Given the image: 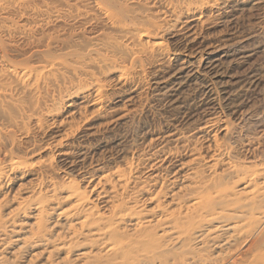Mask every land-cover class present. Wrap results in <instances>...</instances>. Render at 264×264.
<instances>
[{
  "label": "bare ground",
  "instance_id": "1",
  "mask_svg": "<svg viewBox=\"0 0 264 264\" xmlns=\"http://www.w3.org/2000/svg\"><path fill=\"white\" fill-rule=\"evenodd\" d=\"M192 1L43 0L46 9L50 8L48 4L56 2L70 11L67 16L56 15L55 19L61 22L53 26H47L53 18L45 16L49 12L27 15L24 22L29 27L23 42L8 51L0 37V62L5 66H0V125L17 129L18 119L23 120L27 111L36 113L38 100L33 99L23 77H30L37 67L18 68L21 63L37 59V66L44 68L55 58L66 68L67 74L62 73L60 78L69 84L65 86L67 96L96 85L92 100L97 103L102 92L95 72L116 68L121 72L118 77L125 78L127 65L142 66L152 61L158 50L149 45L150 39L170 31L168 17L178 18L183 10L189 15ZM144 38L147 39L143 41ZM67 61L73 65L67 66ZM8 65L14 68L9 69ZM215 123L200 130L194 141L183 135L175 138L184 139L186 144L181 148L193 154L187 164L180 163L174 170L179 183L156 176L152 179L139 176L165 160L170 153L165 145L154 147L143 157L138 154L133 159L132 154L124 164L107 168L96 177L89 191L71 180L56 181L48 169L40 170L38 175L50 180L49 190L39 188L28 197L26 206L22 204L25 200L17 202L19 210L32 207L37 211L28 238L20 236L24 238L21 246L29 239L43 241L48 228L63 216L64 224H70L66 232L59 233L56 229L48 238H66L61 246L70 247L82 237L90 247H108L110 251L101 254L95 249L92 253V248L79 254L81 261L76 264H168L170 261L172 264H264V150L253 153L251 158H242L237 147L244 142L249 144L250 140L243 141V135L227 129L224 142H219L211 128ZM79 128L78 124L72 132ZM13 135L14 132L0 133V187L8 180L6 168L14 170L22 164L17 158H25L41 148L34 141L17 142ZM203 140H207L208 162L201 153ZM97 185L100 190L95 195L104 198L106 213L89 201L88 193ZM58 194L69 200L68 209L61 207L58 213L54 212L47 225L51 217L44 212V203L50 197H59ZM10 196L2 195L0 207L13 199L14 195ZM11 210L3 214L0 209L1 247L13 238L8 231L12 220L7 215ZM77 214H80L75 219L78 228L69 219ZM0 264H12L1 251Z\"/></svg>",
  "mask_w": 264,
  "mask_h": 264
},
{
  "label": "rangeland",
  "instance_id": "2",
  "mask_svg": "<svg viewBox=\"0 0 264 264\" xmlns=\"http://www.w3.org/2000/svg\"><path fill=\"white\" fill-rule=\"evenodd\" d=\"M196 1H192L189 15L183 10L178 18H167L172 25L169 32L150 39L149 45L158 50V56L152 61L142 66L127 65L125 78L118 77L121 72L116 68L95 72L102 92L97 103L92 100L96 85L67 96L65 86L69 84L60 78L62 73L67 74L66 68L55 58L44 68L37 66V59L18 66L37 67L30 77H23L33 99L38 100L36 113L27 111L23 120L18 119L17 129L0 125V133L14 132L17 142L34 141L41 148L25 158H17L22 164L14 170L5 167L8 180L0 187V201L2 195L14 197L0 209L3 214L12 209L7 216L12 220L8 231L13 238L2 247L0 242V249L3 248L0 251L12 264L46 261L76 264L81 261L79 254L93 248L82 237L70 247L61 246L66 238L47 237L56 229L59 233L66 232L70 224H64L63 216L48 228L44 242L29 239L21 246L22 237L28 238L37 211L32 207L19 210L17 202L25 200L22 204L26 206L28 197L39 188L49 190V178L38 175L42 169H48L56 181L71 180L89 191L96 177L107 168L124 164L132 154L133 159L138 154L143 157L154 147L165 145L166 151L170 148L165 160L139 176L142 179L156 176L179 183L174 170L180 163L187 164L193 154L181 148L186 144L184 139L175 138L183 135L194 141V136L213 121L216 123L210 127L219 142H224L227 129L243 135V141L250 140L249 144L244 142L237 147L242 158H251L253 153L264 150V0H210L208 3L202 0V4ZM48 5L50 8L46 9L43 0H0V37L7 51L23 42L29 27L24 22L27 15L49 12L45 16L53 18L47 26H53L61 22L55 19L56 15L67 16L70 11L64 4ZM235 44L239 45L237 50ZM66 65L73 63L67 61ZM78 124L80 128L73 133ZM206 141H202L201 153L208 162ZM94 189L88 193L89 201L104 212V198L95 195L99 186ZM58 196L44 203V212L51 217L45 220L47 225L61 207L68 209L69 200ZM79 217L77 214L69 218L76 228L75 219ZM106 250L110 252L108 247L101 246L93 248L92 253L102 254Z\"/></svg>",
  "mask_w": 264,
  "mask_h": 264
}]
</instances>
